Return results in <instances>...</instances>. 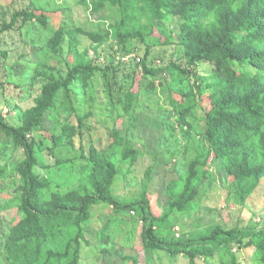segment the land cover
I'll list each match as a JSON object with an SVG mask.
<instances>
[{
    "label": "rangeland",
    "instance_id": "rangeland-1",
    "mask_svg": "<svg viewBox=\"0 0 264 264\" xmlns=\"http://www.w3.org/2000/svg\"><path fill=\"white\" fill-rule=\"evenodd\" d=\"M131 2L139 4V0ZM29 9L44 14L45 25L23 23L21 18L11 25L14 13ZM135 15L127 28L148 25L153 28L152 34L146 32L142 41L121 43L116 32L126 15L109 3L0 0V115L9 124L24 126L25 113L44 103L42 100L38 106L44 88L63 83L73 66L98 64L109 69L106 78L95 72L89 78L64 83L68 94L57 95L55 106L45 112L29 135L34 148L33 173L49 186L46 198L52 192H94L87 158L95 148L108 152L114 164L116 175L110 188L115 200L126 204L145 195L155 216L169 213L171 235L175 237L197 238L216 225L223 229L262 226L264 181L241 201L223 159L210 155L207 164H202L208 155L202 137L208 87L202 86L199 76L207 75L209 67L199 64L194 69L196 74L186 82L170 72L145 75L143 59L151 69H162L170 63L188 67L183 49L174 41L178 18H152L140 9ZM165 39L172 42L165 44ZM124 53L134 56V62L116 63L117 55ZM103 56V63H97ZM234 67L249 74L254 70L248 63H236ZM187 106L189 112L181 118L179 111ZM67 121L75 135H67L62 128ZM25 160L23 150L0 131V264H6L9 229L22 215ZM194 176L201 178L196 196L186 209L170 212L172 202ZM141 226L135 212L117 210L102 202L92 206L89 219L81 227L78 264H264L255 244H235L231 251L193 261L161 250L146 259Z\"/></svg>",
    "mask_w": 264,
    "mask_h": 264
},
{
    "label": "trees",
    "instance_id": "trees-1",
    "mask_svg": "<svg viewBox=\"0 0 264 264\" xmlns=\"http://www.w3.org/2000/svg\"><path fill=\"white\" fill-rule=\"evenodd\" d=\"M98 1L118 7L126 15L116 32L121 43L129 39L142 41L146 32L152 34L153 28L148 25L135 24L127 28L135 21L137 9L152 18L157 15L178 18L180 22L174 28V41L183 49L188 69L179 68L174 63L162 69H151L143 59L142 72L151 76L175 73L186 82L196 74L194 69L199 64L209 67L207 75L199 76L202 86L208 87L206 123L202 132L208 155L202 164H207L210 155L223 159L241 201L246 200L264 181V0H139L136 5L131 0ZM34 10L14 13L11 25L19 18L23 23L37 21L45 25L46 16ZM169 41L172 42L165 39L164 43ZM97 63L103 62L98 60ZM236 63H248L254 70L251 74L243 73L234 67ZM95 72L106 78L109 69L98 64H77L70 69L63 83L47 85L38 106L42 100L44 103L25 113L22 127L9 124L0 115V131L26 156L22 165V215L7 234L6 264H78L81 227L89 219L92 206L101 202L140 216L146 259L147 255L161 250L170 256L185 255L193 261L231 251L235 244H255L264 263V224L229 229L216 225L208 234L197 238L175 237L171 235L173 226L169 224V213L155 216L145 195L134 202H117L110 188L116 175L114 164L107 157L108 152H99L95 148L90 150L87 158L94 192L84 195L76 191L66 194L52 192L46 198L49 186L33 173L34 148L29 135L41 123L45 112L55 106L57 95L68 94L64 83H69L70 79L89 78ZM188 107L180 109L181 118L187 116ZM78 121L81 124L79 118ZM62 128L69 136L76 134L68 121L62 124ZM113 153L115 151L110 154ZM2 180L0 176V183ZM200 182L199 176L192 177L179 198L172 202L170 212L186 209L196 196ZM244 239L248 241L244 242Z\"/></svg>",
    "mask_w": 264,
    "mask_h": 264
},
{
    "label": "built area",
    "instance_id": "built-area-1",
    "mask_svg": "<svg viewBox=\"0 0 264 264\" xmlns=\"http://www.w3.org/2000/svg\"><path fill=\"white\" fill-rule=\"evenodd\" d=\"M104 56L103 57H99V62H102ZM135 57L134 56H130V55H117L116 58V63L120 62V63H128L129 61L133 60Z\"/></svg>",
    "mask_w": 264,
    "mask_h": 264
}]
</instances>
